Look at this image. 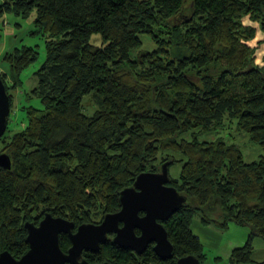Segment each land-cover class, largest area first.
I'll list each match as a JSON object with an SVG mask.
<instances>
[{"label": "trees", "instance_id": "trees-1", "mask_svg": "<svg viewBox=\"0 0 264 264\" xmlns=\"http://www.w3.org/2000/svg\"><path fill=\"white\" fill-rule=\"evenodd\" d=\"M34 12L46 58L29 98L43 110L31 108L27 127L0 139V151L12 160L11 170L0 167V254L18 260L27 254L25 225H39L47 214L75 223V230L100 224L121 210V192L140 174L182 163L170 185L186 203L164 223L174 259L162 261L151 248L136 258L113 242L85 259L177 264L193 255L203 264L192 225L215 207L221 221L203 216V224L251 229L230 264L255 263L253 242H264V66L247 44L256 32L244 20L264 31V0H2L0 6V17ZM143 36L154 49H143ZM38 57L28 46L5 56L7 89L5 78L11 74L19 88ZM89 98L97 106L92 115L85 111ZM231 126L260 146L257 160H246L238 140H200ZM61 247L70 249L67 235Z\"/></svg>", "mask_w": 264, "mask_h": 264}, {"label": "water", "instance_id": "water-1", "mask_svg": "<svg viewBox=\"0 0 264 264\" xmlns=\"http://www.w3.org/2000/svg\"><path fill=\"white\" fill-rule=\"evenodd\" d=\"M10 114V96L0 76V138L7 132ZM0 167L12 169L8 155H0ZM170 183L169 163H165L159 173L140 174L133 187L121 192L122 208L119 212L106 215L100 224H83L77 232H74L75 223L51 214H47L39 225L29 222L25 225L28 253L18 260L6 251L0 254V264H92L83 258V253H98L101 245L108 242L110 234L116 235L113 243L118 247L142 255L150 244L155 243L154 251L158 257L171 259L174 246L164 223L180 211L186 198ZM121 223L123 228H120ZM136 229L142 232L140 237L135 234ZM61 235H67L72 243L67 253L62 250ZM178 264L201 263L190 255L181 258Z\"/></svg>", "mask_w": 264, "mask_h": 264}, {"label": "rangeland", "instance_id": "rangeland-1", "mask_svg": "<svg viewBox=\"0 0 264 264\" xmlns=\"http://www.w3.org/2000/svg\"><path fill=\"white\" fill-rule=\"evenodd\" d=\"M1 5L2 0H0V6ZM35 19V12L26 19L12 13H6L0 17V76L10 73V65L5 61V56L8 53H12L16 49H20L24 46L35 48L39 52L38 60L23 72L22 80L24 84L22 86L19 88L17 87V82L15 83L11 79V74L5 78L11 100V114L9 116L8 129L5 133L9 135H13V133L22 131L27 127V112L32 110L31 108L43 110L39 99L33 98L30 101L29 98L31 90L37 84L34 74L41 68L46 58L45 37L40 33L34 32L36 30L34 25ZM244 24L252 26V28L255 29L256 33L254 39L247 42V44L250 48L256 50L255 57L257 59V64L264 66V31L262 26L260 23L250 20V18H246ZM92 42L93 44L99 45L100 36H94ZM143 42V49L152 50L155 48V46L150 43L148 36H143ZM96 110L97 106L95 101L90 98L86 99V113L92 115ZM244 136L245 134L239 132L235 126H231L228 127L224 133L222 130H218L208 134H202L200 140H215L219 137H224L228 139L229 142L238 140V142L236 141L235 143H239L238 146L244 153L246 160H257L263 153L262 149L260 146L248 142V139ZM1 147L2 146H0V148ZM4 153L7 154L8 152L4 150L0 151V154ZM177 158L182 159V156H178ZM182 168V163L172 165L170 168L171 178L174 180L180 179ZM217 210L218 208L210 207L207 209L206 213H199L192 225L194 234L200 239L203 245V253L206 257L203 264H230L233 251L244 247L250 239V227L231 223L228 229L223 230L214 224H203V216H209L214 220L221 221L220 214ZM253 247L255 250L253 261L257 264H263L264 242L256 238L253 242Z\"/></svg>", "mask_w": 264, "mask_h": 264}, {"label": "flooded vegetation", "instance_id": "flooded-vegetation-1", "mask_svg": "<svg viewBox=\"0 0 264 264\" xmlns=\"http://www.w3.org/2000/svg\"><path fill=\"white\" fill-rule=\"evenodd\" d=\"M141 217H143L144 216V214H141L140 215ZM102 223V222H101ZM124 227V224L123 223H121L120 224V228H123ZM74 232H77V229L74 231ZM135 234L138 236V237H140L141 235H142V232L139 230V229H136L135 230ZM115 237H116V235L115 234H110L109 235V239H108V242H106V243H104V244H107V243H109V242H113L114 241V239H115ZM104 244H102L101 245V249H100V251L98 252V253H100L101 252V250H102V246L104 245ZM71 246H72V243H71ZM155 246H156V244L155 243H153V244H150L149 246H148V248L146 249V251H148L150 248H151V250L153 251V252H155L154 251V248H155ZM71 248V247H70ZM126 250V249H125ZM129 251V250H128ZM145 251V252H146ZM133 254H135V256H136V258H138V256H142L143 254H145V252L142 254V255H139L138 253H136V252H133V251H131ZM98 254V253H93V252H88V251H85L84 253H83V258L85 259V254ZM156 253V252H155ZM173 253H174V251H173ZM157 255V254H156ZM157 257H158V255H157ZM159 258V257H158ZM161 259V258H160ZM172 259H174V255H173V258H171V259H168V260H172ZM181 258H179L178 260H177V264H178V261L180 260ZM199 259V258H198ZM168 260H162V261H168ZM200 260V259H199ZM88 261V260H87ZM101 263H110V262H101ZM101 263H92V264H101ZM200 263L202 264V261L200 260ZM111 264V263H110Z\"/></svg>", "mask_w": 264, "mask_h": 264}]
</instances>
